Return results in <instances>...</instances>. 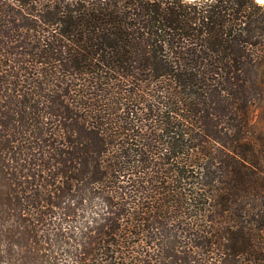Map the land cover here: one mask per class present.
<instances>
[{"label": "trees", "instance_id": "obj_1", "mask_svg": "<svg viewBox=\"0 0 264 264\" xmlns=\"http://www.w3.org/2000/svg\"><path fill=\"white\" fill-rule=\"evenodd\" d=\"M256 109V0H0V264H264Z\"/></svg>", "mask_w": 264, "mask_h": 264}, {"label": "rangeland", "instance_id": "obj_2", "mask_svg": "<svg viewBox=\"0 0 264 264\" xmlns=\"http://www.w3.org/2000/svg\"><path fill=\"white\" fill-rule=\"evenodd\" d=\"M254 114H255V119H257V121H259L258 125L264 127V114H262V111L260 109H256Z\"/></svg>", "mask_w": 264, "mask_h": 264}, {"label": "water", "instance_id": "obj_3", "mask_svg": "<svg viewBox=\"0 0 264 264\" xmlns=\"http://www.w3.org/2000/svg\"><path fill=\"white\" fill-rule=\"evenodd\" d=\"M258 3L264 4V0H256Z\"/></svg>", "mask_w": 264, "mask_h": 264}]
</instances>
